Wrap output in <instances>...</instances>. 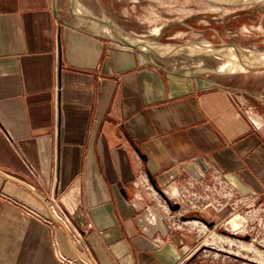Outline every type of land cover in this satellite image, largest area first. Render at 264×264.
I'll return each instance as SVG.
<instances>
[{"label": "crops", "instance_id": "1", "mask_svg": "<svg viewBox=\"0 0 264 264\" xmlns=\"http://www.w3.org/2000/svg\"><path fill=\"white\" fill-rule=\"evenodd\" d=\"M110 16L102 0H0V264H60L85 246L96 264H208L142 171L166 192L217 169L264 200V93L191 58L172 67ZM53 195L83 245L53 220Z\"/></svg>", "mask_w": 264, "mask_h": 264}, {"label": "rangeland", "instance_id": "2", "mask_svg": "<svg viewBox=\"0 0 264 264\" xmlns=\"http://www.w3.org/2000/svg\"><path fill=\"white\" fill-rule=\"evenodd\" d=\"M102 1L108 7L111 15L109 19L118 31L126 32L143 46L155 50L172 49L169 53L176 59L168 62L170 66H178L185 57L187 60L191 58L192 62L204 60L206 73L221 77L233 76L232 80L247 88L253 97L264 93V65L261 66L264 64L261 57L264 56V3L231 6L213 0ZM211 43L212 46L224 48V52L219 53L222 56L216 54L220 50L207 54L205 49H201L203 44L209 46ZM226 50L236 54L239 51L241 55L233 58ZM244 55L252 60H247ZM239 57L246 58V62L250 61L252 67L246 65L249 70H239L233 74L220 71L223 64L233 59L241 63ZM252 96H242L241 105L249 120L255 122L256 117L252 114L256 115L261 108L252 104ZM160 189L164 192V189ZM152 192L163 199L154 187ZM164 193L168 197L170 191ZM246 197L249 200L247 205L239 204L236 207L237 217L236 214L231 215V207L221 211L207 210L212 215H206V211L198 216H186L191 218L188 222L201 223L203 229H187L198 238L194 259L200 258L208 264H264L261 261L264 260V200ZM167 211L169 215L173 213L170 209ZM174 221L185 223L178 217ZM246 237L249 240H245ZM229 242L235 245L231 246ZM241 245L251 247L252 250L242 249Z\"/></svg>", "mask_w": 264, "mask_h": 264}, {"label": "built area", "instance_id": "3", "mask_svg": "<svg viewBox=\"0 0 264 264\" xmlns=\"http://www.w3.org/2000/svg\"><path fill=\"white\" fill-rule=\"evenodd\" d=\"M240 107L242 109V105H240ZM139 182L142 189L152 192L153 185L144 171L139 175ZM169 191V200L180 207L177 212L170 214L169 218L172 228L175 230H187L189 228L185 225V223L188 222L176 223L174 219L177 217L181 218L187 215L198 216L204 214L209 209L221 211L225 207H231L233 210L231 215H235L237 213L236 207L239 206V204L247 205L249 201L248 198L241 195L234 186L227 181L224 174L217 169L211 170L208 175L202 174L200 177L189 175L179 184L170 186ZM154 193L157 195L156 192ZM50 202L49 209L53 220L60 225L61 229L69 234L73 245H83L85 243L84 234H86V232L80 231L74 225L73 221L61 207L54 195L51 196ZM163 207L169 210L165 201ZM29 215L38 221H45L33 212H29ZM233 219H235V217ZM46 222L50 223V220ZM87 229H91V226L89 225ZM57 257L60 264H96L89 248L86 246L83 250L78 252V256L75 259L66 258L60 253H58Z\"/></svg>", "mask_w": 264, "mask_h": 264}, {"label": "bare ground", "instance_id": "4", "mask_svg": "<svg viewBox=\"0 0 264 264\" xmlns=\"http://www.w3.org/2000/svg\"><path fill=\"white\" fill-rule=\"evenodd\" d=\"M213 1H218L219 2V4H222V3H224V4H227V5H231V6H246V5H251V4H254V3H261V4H263L264 3V0H213ZM214 9V8H213ZM157 33H159V32H157ZM156 34V33H155ZM158 35V34H157ZM156 45V44H155ZM202 45V44H201ZM228 45V44H227ZM228 47V46H227ZM172 48H174V47H172ZM238 48H240V47H238ZM201 49H205L204 51L205 52H207V54H208V52H214V50H220V51H218V53H216L217 54V56L219 57V56H222V55H219V53L221 54V53H223L224 51H223V49L224 48H222V47H219V46H212V43H211V45H207V44H203L202 46H201ZM230 49V48H229ZM237 49V48H236ZM162 51H165V52H171L172 51V49L170 50V49H161ZM228 50V49H227ZM226 50V51H227ZM231 50V49H230ZM238 50V49H237ZM243 51V50H242ZM174 52V51H173ZM228 53L230 52V51H227ZM235 52H237V51H235ZM248 52V51H247ZM246 52V53H247ZM257 52V51H256ZM209 53V54H210ZM243 53V52H242ZM262 53H264V52H262ZM206 54V53H205ZM225 54V53H224ZM238 54H239V56L241 55V53H239V51H238ZM238 54H236V53H234V52H230V56H235V58H238V57H236ZM248 54V53H247ZM254 54V53H253ZM256 54V53H255ZM177 55H180V54H177ZM229 55V54H228ZM257 55V54H256ZM258 55H259V53H258ZM262 55H264V54H262ZM244 57H246L247 58V56H245L244 55ZM244 57H239V60H240V62L241 63H239V62H236L235 61V59H233V60H231V61H229L228 63H226V64H223V66L221 67V70L220 71H222V72H232V74H233V72H235V71H239V70H249V68L246 66V65H250L251 67H252V65L250 64V61H248V62H246L248 59H251V58H247V60H246V58H244ZM249 57H251V56H249ZM253 57V56H252ZM257 57V56H256ZM255 57V58H256ZM260 57V56H259ZM258 57V58H259ZM262 57V59L264 60V56H261ZM260 57V58H261ZM234 58V57H233ZM227 60V59H226ZM252 60V59H251ZM253 60L254 61H256L257 60V58H256V60L253 58ZM259 61V60H258ZM183 62V61H182ZM259 62H261V61H259ZM263 62V61H262ZM186 63V62H185ZM251 63H252V61H251ZM188 64V63H187ZM193 64V63H192ZM204 64H205V62H204V60H201L199 63H196V64H194L195 66L196 65H198V67H201V66H204ZM264 64H262L261 66H263ZM259 66V65H258ZM264 67V66H263ZM258 68V67H257ZM197 69V68H196ZM185 70V69H184ZM206 71V70H205ZM186 73V72H185ZM231 74V73H230ZM185 225L186 226H188V227H190V228H197V229H199V230H203L202 229V226H201V223H198V222H188V223H185ZM229 244L231 245V246H234L235 245V243L234 242H229ZM241 248L242 249H247V250H252V248L251 247H247V246H245V245H241ZM262 262L264 261V260H261Z\"/></svg>", "mask_w": 264, "mask_h": 264}, {"label": "water", "instance_id": "5", "mask_svg": "<svg viewBox=\"0 0 264 264\" xmlns=\"http://www.w3.org/2000/svg\"><path fill=\"white\" fill-rule=\"evenodd\" d=\"M152 185H153L154 189L163 197V199L165 200V202L167 203L169 209L172 212H177L180 209L179 205L173 204L169 200V198L166 196V194L158 187L157 182L155 180H152ZM189 219H191V218L186 217V216L181 217V220L184 221V222H188ZM245 240H249V237H246Z\"/></svg>", "mask_w": 264, "mask_h": 264}]
</instances>
